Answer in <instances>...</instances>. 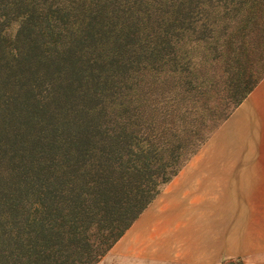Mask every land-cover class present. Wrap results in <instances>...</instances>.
Returning a JSON list of instances; mask_svg holds the SVG:
<instances>
[{
    "label": "trees",
    "instance_id": "trees-1",
    "mask_svg": "<svg viewBox=\"0 0 264 264\" xmlns=\"http://www.w3.org/2000/svg\"><path fill=\"white\" fill-rule=\"evenodd\" d=\"M264 77V0H0V264H97Z\"/></svg>",
    "mask_w": 264,
    "mask_h": 264
},
{
    "label": "crops",
    "instance_id": "crops-1",
    "mask_svg": "<svg viewBox=\"0 0 264 264\" xmlns=\"http://www.w3.org/2000/svg\"><path fill=\"white\" fill-rule=\"evenodd\" d=\"M224 124L218 132H231L227 141L218 144L212 159L184 172L182 183L176 184V177L158 204L111 248L119 256L111 260L223 264L231 258L227 264H264V77ZM230 200L226 245L225 231L215 236L211 230Z\"/></svg>",
    "mask_w": 264,
    "mask_h": 264
},
{
    "label": "rangeland",
    "instance_id": "rangeland-1",
    "mask_svg": "<svg viewBox=\"0 0 264 264\" xmlns=\"http://www.w3.org/2000/svg\"><path fill=\"white\" fill-rule=\"evenodd\" d=\"M231 114L228 116V118L226 120H228L230 118ZM224 122H222V124L217 129H215L214 132L211 133L210 137L204 142V144L199 148V150L195 153V155L189 159V161L184 165V167L182 168L180 173L176 176L177 178H178V176L180 178V176L182 174H184V172H186L190 167L198 164L196 162H199V161L201 162L203 160L212 159L211 155L212 154L215 155V152L217 151V148H218L217 147L218 144L223 145V142L227 141L228 136H231V132H218L219 128L221 130L224 127V125H225ZM228 140H231V138H229ZM176 177L169 183L168 186L166 185L163 188L161 193L149 205V207H148L149 209L153 208L156 204H158V202L160 201V198L162 199V196L165 195L166 189H168L169 186L172 185L176 181V179H177ZM183 178H185V175L182 176V178H180V180L176 184L182 183ZM226 204H228L229 207L226 206L225 210L221 209L216 213L218 218H216V224L214 225L215 229H212L211 231H214V233H212V234H214L216 236V232L218 230H224L225 234H226V245H227L228 243L231 242V241L227 240L228 239L227 235L229 233H231V229H232V208H231L232 201L231 200L227 201ZM143 215H144V213L138 218V220H140V218H142ZM138 220L131 226V228H133L137 224ZM227 231H229V232H227ZM215 236H214V238H215ZM120 240L121 239H119L117 243H119ZM211 242H213V239L210 241V243ZM112 257L118 258L119 256L117 254H114L112 251H109L108 254L105 257L101 258V260L97 264H149V263H144V262H137L136 260L125 261V263H121V261L119 259L118 260L117 259L111 260L110 258H112ZM228 262L233 263L231 258H225L223 261V264H227Z\"/></svg>",
    "mask_w": 264,
    "mask_h": 264
}]
</instances>
